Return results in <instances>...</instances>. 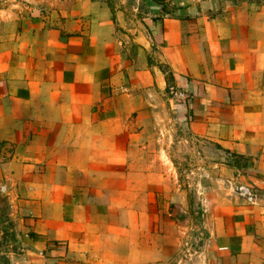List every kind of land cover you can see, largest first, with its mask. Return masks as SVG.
Here are the masks:
<instances>
[{
  "label": "crops",
  "instance_id": "obj_1",
  "mask_svg": "<svg viewBox=\"0 0 264 264\" xmlns=\"http://www.w3.org/2000/svg\"><path fill=\"white\" fill-rule=\"evenodd\" d=\"M0 264H264V0H0Z\"/></svg>",
  "mask_w": 264,
  "mask_h": 264
},
{
  "label": "rangeland",
  "instance_id": "obj_2",
  "mask_svg": "<svg viewBox=\"0 0 264 264\" xmlns=\"http://www.w3.org/2000/svg\"><path fill=\"white\" fill-rule=\"evenodd\" d=\"M39 1H44V0H39ZM53 1H58V0H53ZM130 1H134V0H130ZM57 5V4H56ZM35 12H38L40 14H43V15H56V17H60L61 15H68V14H71L75 11H68V10H61V9H58L56 6H49V9H47L45 6L41 9V10H38V11H35ZM151 10H140V7L137 8V9H129V10H126L125 13H127V15H132L130 17L134 18L137 16L138 18H141L142 16H145L146 13H150ZM135 16V17H134ZM183 149V152L185 151L184 148ZM187 154L185 155H181L180 153V156L176 157L177 161H178V170H179V174H180V177H186V173L189 172V170H191L192 168L195 167V157H191L188 152H186Z\"/></svg>",
  "mask_w": 264,
  "mask_h": 264
},
{
  "label": "built area",
  "instance_id": "obj_3",
  "mask_svg": "<svg viewBox=\"0 0 264 264\" xmlns=\"http://www.w3.org/2000/svg\"><path fill=\"white\" fill-rule=\"evenodd\" d=\"M167 93L170 98H173L179 101L182 104L187 103V95L175 85H168L167 86ZM234 192L244 199L247 203L253 204L256 201V191L253 186L249 183H237L234 187Z\"/></svg>",
  "mask_w": 264,
  "mask_h": 264
}]
</instances>
